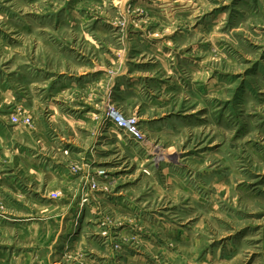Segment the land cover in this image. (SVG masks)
<instances>
[{
	"label": "rangeland",
	"instance_id": "rangeland-1",
	"mask_svg": "<svg viewBox=\"0 0 264 264\" xmlns=\"http://www.w3.org/2000/svg\"><path fill=\"white\" fill-rule=\"evenodd\" d=\"M0 264H264V0H0Z\"/></svg>",
	"mask_w": 264,
	"mask_h": 264
},
{
	"label": "built area",
	"instance_id": "built-area-1",
	"mask_svg": "<svg viewBox=\"0 0 264 264\" xmlns=\"http://www.w3.org/2000/svg\"><path fill=\"white\" fill-rule=\"evenodd\" d=\"M106 112V118L111 126L122 132L128 139L135 141L136 143H144V130L136 116L125 117L122 113L116 110L113 105L107 106Z\"/></svg>",
	"mask_w": 264,
	"mask_h": 264
},
{
	"label": "crops",
	"instance_id": "crops-1",
	"mask_svg": "<svg viewBox=\"0 0 264 264\" xmlns=\"http://www.w3.org/2000/svg\"><path fill=\"white\" fill-rule=\"evenodd\" d=\"M110 126V125H109Z\"/></svg>",
	"mask_w": 264,
	"mask_h": 264
}]
</instances>
